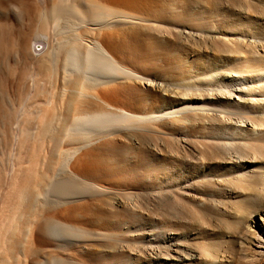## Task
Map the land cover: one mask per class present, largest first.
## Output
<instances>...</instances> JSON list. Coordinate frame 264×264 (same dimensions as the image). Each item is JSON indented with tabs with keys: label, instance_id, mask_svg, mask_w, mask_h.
Returning a JSON list of instances; mask_svg holds the SVG:
<instances>
[{
	"label": "bare ground",
	"instance_id": "1",
	"mask_svg": "<svg viewBox=\"0 0 264 264\" xmlns=\"http://www.w3.org/2000/svg\"><path fill=\"white\" fill-rule=\"evenodd\" d=\"M177 1L179 4L182 0ZM206 1L210 5L206 12L203 10V12H189L187 5L182 8L179 5L172 6L168 4L166 7L161 0H0V73L1 71L6 74L10 73L7 71L11 66L9 65L10 61L12 63L22 62L27 65L26 71H22V69L19 71L21 73L20 76H17V89L14 86L15 84L13 85L18 94L27 95L25 103L23 102L24 105H21V111L18 110L20 116L25 115L22 118L21 133L28 135L27 138L31 139L30 143L33 147L35 146V149L39 146L41 151L46 152L42 154L43 156L38 153L40 154L39 157H32L31 163L26 167H17L16 165L18 168H16V173L13 171L14 174L11 173L6 179V181H9L8 198L6 197L7 201H5L8 205H4L5 202L3 201L5 208L2 209L0 223H5V220L8 219L10 226H7V224L2 226H5L4 228L11 227V230L7 229L10 233L6 230L9 233L6 235L8 244L5 250L0 251V264H14V260L18 261L15 257L18 250L17 245L25 251V258L31 252H34L32 255L36 254L35 250L38 246L35 247L34 251L30 247L31 243L35 241L34 238L40 244V241H47V237L60 241L64 233H67V235L74 234L76 231L75 224H73L75 225L73 229L72 226L67 225L68 220H65L67 222L64 225L63 221L60 222L55 219L57 214L54 213V216L50 213V216L48 212L55 210L54 208H57L55 206L60 205L61 202L65 203V200L70 198H79L88 193L92 195V192H94L93 183L89 182L99 179L94 177L93 171L101 165L100 168H103L105 161H107V169L111 178L107 176V180L105 181V178L103 180L107 182L109 179L108 182L113 183L114 177L112 174H116V172L120 174L118 170H121L120 166L115 165L113 162L116 159L112 161V158L116 157V155L113 157V154H121V158L123 157L124 160L130 161L132 164L140 163L139 167L144 170L151 168L149 165L155 162L156 157V164L153 165L154 171H157L159 176L153 179L155 184L163 180L161 176L172 174L174 171L172 168L167 169L165 167L164 160L176 161L177 164L180 162L179 165H182L183 158L180 155L182 149L178 139H165L163 137L161 140L160 137L150 135V133L155 131L171 135L181 133L184 137H187L193 134L194 127L206 128L204 127L206 125L208 126L207 130L209 129L208 133L206 132L209 137L208 140L212 139L213 142L211 140L210 143H203V145H206L199 150V153L209 163L222 156L225 158L227 155L230 161L232 157L241 160L243 157H249L247 156L250 153L248 151L252 152L253 157L260 156L264 158V135L262 132L258 135L249 134V139L247 132L244 134H241V132L237 134L236 132V135H233V129L230 126L227 128L226 123L223 121L224 124H222L218 118L219 116L216 117L217 115L214 114L219 110L225 115L236 114L235 116L239 117L248 113V105L241 102L234 104L227 102L221 99V95H214L215 93L213 99L212 93H209L212 95L209 97L204 93L198 95L197 93L189 94L186 91L178 93L175 90H170V87L173 86L171 84L174 83L176 87L201 88L200 90H203L214 87L215 83H222L221 86L226 87L229 84L232 85L233 81H237L236 78L224 79L225 76L223 75L219 77L216 75L217 72L213 74L215 71L219 72L220 70L241 73V78L245 76L242 74L243 71L246 75L263 72V75L259 76L256 81L263 80L264 82V0ZM227 7L230 8L231 13L227 12ZM166 9L170 11V16L174 20L166 16ZM226 9L227 11H225ZM215 15L223 16V19H218L216 26L212 24V21H209V23L201 21L205 16L213 17ZM128 17L138 20L139 23L130 25L127 20L119 21L120 18L125 19ZM182 19L185 21L181 22ZM35 22L38 23L37 36H42V29H48V26L52 24L57 25L59 29L58 43L60 44H58L59 48L58 50L55 49L54 54L50 51L46 52L43 57L37 59L36 65L31 69L28 65L32 61L27 60V54L23 51L25 45H22L27 33L23 28L17 26H22L25 23L26 31L32 33ZM144 22L156 24V27L147 25ZM82 24H92L96 28L93 30L82 28ZM179 26L182 28L178 29ZM166 27L169 29H164ZM173 28L177 30H173ZM221 29L224 31H221ZM160 30L168 33V36L163 37ZM193 32H200L201 34L196 36ZM226 33L236 34L240 38L249 35L252 41L245 43L240 41L239 38L234 42L231 40L233 44H230L231 42L229 43L228 40H225L227 41L225 42L215 36L220 34L225 37ZM158 34H161V36ZM13 37L17 39L18 48L20 47L21 50L17 53L15 51L17 49H11L16 54L8 50L6 46L8 41L14 40ZM244 46H247V48L245 49ZM165 49L167 52H165ZM240 52H243L246 56L245 63H233L235 55ZM156 64L160 68L164 66L165 70L163 71H165V74L159 72V68L155 66ZM241 68L245 69L242 71ZM9 71H11L10 68ZM149 76H152V82L147 80ZM1 77L5 79L7 75ZM1 77L0 84L2 82ZM195 77L196 79H192ZM198 77L201 79H197ZM13 78L16 82V77ZM30 81L31 83L28 85ZM256 81L252 82L256 83ZM11 82L8 83L11 84ZM4 85L7 84L4 83ZM167 85L171 86L168 87ZM256 89L261 93L264 92L263 87ZM176 94L187 96L184 97L186 100H179ZM222 95L225 96V93L222 92ZM187 98L190 100L187 101ZM14 101L16 102L15 99ZM17 101L20 102L19 99ZM15 102H13L14 108L16 106ZM260 106V116L253 118L256 126H264V104ZM25 108L28 110L27 113L22 112ZM2 110L4 112L2 117L6 118L5 120L13 118L9 117L8 114L10 113L6 109ZM215 110L216 112H214ZM212 111L213 113L210 114ZM208 112L210 113L208 114ZM15 113L13 112V115ZM193 116H197L198 119L205 118L208 122L205 123L200 120L201 122H196V126L187 123L186 121L192 119ZM18 119V115L15 114L13 123L9 120V126L2 123L0 132L8 128L11 130L15 120ZM198 119L197 121H199ZM101 138H105L103 140L107 138L108 140L102 142L99 140ZM136 139L139 140V145L135 144ZM235 139L240 141L236 143ZM96 140L102 143L101 147L104 145L107 151H112L108 152L107 158L103 157L102 159V156L98 155V144L100 143L94 145ZM45 148H48V150L45 151ZM35 151L37 150H34V153ZM129 151L130 153H128ZM72 154L76 155L69 162ZM139 154H142L140 155L142 157H139ZM42 158H47V161L44 162ZM243 161H239L238 165L243 166ZM66 164L69 172L65 169ZM170 164L174 165L173 163ZM104 165L106 166V162ZM126 167L128 168V166ZM5 168L6 166H4ZM191 170L196 171L192 168ZM121 171H124V169L122 168ZM126 173L129 174V171H126ZM77 174L78 176L82 174V180L76 178ZM225 174L219 173V169L215 167L201 174L199 181L191 183L187 187L184 186L180 189V192L177 191L179 189L175 190L171 187L165 189V192L161 189L156 191L158 194L152 192L159 198L157 199L158 204L156 203L159 206L158 209L154 207L155 211L156 209L159 211L157 213L147 210L141 215L138 213V208L136 209L137 211L134 214H139L144 224L149 223V221L154 224V232L151 233L150 231V239L158 240L159 243L171 242L173 239L172 244L174 247H171L173 253L169 252L170 246H168V249H166L167 247L164 248L168 252L165 251L166 253L162 254L160 253L163 248L161 249L160 246L152 249L150 247L149 251H155V258L156 261L158 259V263L162 256L176 260V264H185L184 261L187 259H190L187 264L197 263L196 257L188 251L185 242L181 240L183 239V233L190 229L193 232L196 231L197 227L195 225L200 223V219H204L208 223L211 219L214 220L211 222L215 228L218 227L219 230H224L234 237L242 233L246 223L247 228H253V225L257 223L255 213L264 206V167L256 168L247 174H238L233 179L226 178ZM83 175H89L88 178L92 177L93 179L88 182L83 179ZM145 177H148V175ZM187 177L193 178L191 173H188ZM137 178L139 179L137 183L145 184L142 176ZM234 179L241 184L248 196L242 200L230 202L226 198L233 197L235 189L231 185ZM115 181L119 182L118 184L123 182V180ZM153 181L151 182L150 178L149 183H146V185L152 186ZM236 181L234 184H238ZM168 186L172 185L169 184ZM126 193L123 195L128 196ZM90 195L88 194L89 197ZM96 195L98 196V192ZM150 195L153 196L151 192ZM150 199L148 200L150 201ZM152 199L154 198L152 197ZM143 200L145 202V199ZM188 200H191L194 205L192 204L191 207L185 206L183 203H187ZM93 202H97V200ZM102 202L99 199V203L102 204ZM134 202L136 205V201ZM84 206L86 207L88 204H84L83 209H85ZM80 207L83 210L82 206ZM147 207L149 208V206ZM154 208L152 207V209ZM118 212L120 213V211ZM58 215H60V212ZM226 216H229V218H224L223 221V217ZM226 219L228 221H225ZM135 220L137 221V219ZM205 221L204 223H206ZM64 230L65 232H63ZM6 231L4 230V235ZM61 231L63 232L62 235ZM18 232L21 233V238L18 237L17 239ZM165 232L170 235H164ZM203 233H205V230ZM200 237H197V239ZM66 238L68 237L66 236ZM206 239L205 242L199 245L204 254L207 255L210 250L211 253H217V256H221L222 253L220 254V252L225 251L226 248L232 254L233 250L228 245L234 241H226V248L222 249L218 239L216 241L212 238ZM200 241L198 239V242ZM220 241L222 242V240ZM39 252L37 251L38 254ZM227 254L229 255V253ZM52 258V260H49L52 264H64V260H59L58 257L56 259ZM204 263L207 262L204 261ZM65 264L71 263L65 261ZM208 264H213V262L209 261Z\"/></svg>",
	"mask_w": 264,
	"mask_h": 264
},
{
	"label": "rangeland",
	"instance_id": "2",
	"mask_svg": "<svg viewBox=\"0 0 264 264\" xmlns=\"http://www.w3.org/2000/svg\"><path fill=\"white\" fill-rule=\"evenodd\" d=\"M161 1H162V4H164L166 7L168 4H170L172 6L179 5L182 8L184 7V5H187L189 12H196V11H201V12L205 11L206 12L207 9H209V7H210V5L208 4V2L206 0H182L179 4H178L177 0H161ZM227 9H228V7H227ZM227 9L225 11H227ZM229 9L227 12L231 13V11H229ZM166 11H167L166 16L168 18L174 20V18H172L170 16L171 15L170 11H168V9H166ZM221 11L223 12L222 9H221ZM204 15H208V14H204ZM128 18H125V19L120 18L119 21L127 20V22L130 25L139 23L138 20L132 19L130 17H128ZM218 19H223V16L222 15H215L213 17L205 16V17H203V19L201 21L207 22V23H209V21H212V24H214V26H216V23H218ZM191 20H193V19H191ZM184 21H185L184 19L181 20V22H184ZM144 23L147 25H152V26L156 27V24H153V23L150 24L151 22L150 23L144 22ZM17 25H20V24H17ZM37 25H38V23L35 22L33 25L34 30H32V33H31V31H29L30 34H29L28 30L26 31L27 28H26L25 23L22 24V26H25V27L17 26V27H21V29L23 28V30L27 33V36H29V37H27V36L25 37V39L26 38L27 39L23 40L24 44L22 42V45H25V48L23 47L25 50H23V51L25 52V54H27V57H28L27 60L29 61V59H30V61H32L28 65V67L30 66L29 68H31V69L36 65L37 59L41 58V56L43 57V55H45L46 52H48V51H50V53L52 52V54H54L55 51L58 50V48H59L58 44H60V43H58L59 42L58 41L59 40V29H58L57 25L52 24V25L48 26V29L47 28L42 29V31H41L43 33L42 36L41 35L37 36L38 35L37 31H36L38 29ZM81 27L82 28L85 27L87 29L91 28V30L96 28L92 24H82ZM181 28L182 27L179 26L178 29H181ZM164 29H169V28L166 27ZM173 30H177V29L173 28ZM186 30L188 31V29H186ZM222 30L223 29H221V31ZM155 32L160 33L159 31H155ZM227 32H230V31H227ZM197 33H198V35H197ZM161 34L163 37L168 36L167 35L168 33H166L165 31H161ZM161 34H158V35L161 36ZM193 34H195L196 36H199L201 33L200 32H196V33L193 32ZM218 35H215L216 38L217 37L221 38L224 41L228 40L229 43L231 42L230 44H233L232 41L234 42V40H237L240 38V36H238L236 34H229V33H226L225 37H224V35H220V34H218ZM250 38L251 37L249 35H245L244 37L240 38L239 40L246 43V42L252 41ZM13 39L15 41L11 40V41H8V43H6L7 49L10 50L12 53L15 51L18 53L21 51L19 49L20 47L18 48L17 39L14 37H13ZM25 41H26V43H25ZM225 42H227V41H225ZM11 43L13 45H9ZM229 43H227V44H229ZM254 43H256V42H254ZM26 46H28V47H26ZM244 47H245V49L247 48V46H244ZM11 49H13V50L17 49V50L13 51ZM16 52H15V54H16ZM165 52H167V50ZM161 55H162V53H161ZM156 56H158V55H156ZM159 56H160V54H159ZM233 60H234L233 63L244 64L245 63L244 61L246 60V56L243 54V52H240L237 55H235V58ZM9 65H11V66H9V68L12 72L9 71V68H8L7 71L10 73L6 74L5 72H2V71H1V73H3V74L0 73L1 76H3V77H5L7 75V78H5V79L0 76L1 81H2L0 84V125H2V123H6V125L9 126L8 122H9V120H11L13 123V118H14L15 114L18 115L19 119L15 120L13 128L11 127V130H9V128L7 127L8 128V129L6 128L7 130H2V132H0V167H1V169H0V173H1L0 174V194L2 195V196L0 195V198H1V200H0V215H1L2 209L4 210V208H5L4 205H8V203L6 204L5 201H7V198H8V196H7L8 192L7 191L9 189V183H8L9 181L8 180L6 181V179H8V177L11 173L14 174V172L18 169L17 167H19V166L20 167H26L27 165H29V163H31L32 157H35V158L39 157L40 154H38V153H41V155L43 153H46L44 151H41L39 146L37 147V149H35V146L33 147L32 143H30L31 139H29V137L27 138L28 135L21 133L22 118L25 117V115L23 114L22 116H20L19 111H21L20 110V108L22 107L21 105H24L25 100L27 99V95L26 94H18L17 90H16L17 89L16 84L18 83L17 82V76H20V73H21L19 71H21V69H22V71L23 70L26 71L27 65H25L22 62L12 63V61H10ZM155 66L158 67L157 64ZM159 66H161V65H159ZM158 68H159V72L161 74L162 73L165 74V71H163V70H165L164 66L161 68L160 67H158ZM241 69L243 71L245 68H241ZM128 72H130V71H128ZM223 72H225V73H223ZM4 73H5V75H4ZM215 73L219 77H220V75L225 76L224 79L229 80L230 78H234V79L236 78L237 81L236 82L233 81L232 85L227 83L229 85L226 87L221 86L222 83H217V84L215 83L214 87L213 86L210 87L211 90L209 88L203 89V90H200L201 88H196L198 91L195 88H189L188 89V88L181 87V86H180L181 88L176 87V84L174 83V84H171L173 86L169 85V86H171L170 90H173V91L175 90L178 93L181 91H182L181 93L186 91V93H189V94H192V93L196 94L197 93L198 95L200 93H204L206 95H209V97H211L215 93L214 95H216V94L221 95V99L226 100L227 102L229 101L230 103H233V104L237 103V102H239V103L241 102L243 104H246V105H248L247 106L248 113L243 114L242 116L240 115L241 117L235 116L236 114H231V115L226 114L227 115L226 116L225 114L221 113L219 110L217 112L215 110L214 112H216V113H214V114H215V116L217 115L216 117L219 116L218 118L220 119V122H222V124H224V122L226 123L225 125H227V128H229V126H230V128L233 129L232 130L233 135H236V132H237V134H239L240 132H241V134H244L247 132L248 133V135H247L248 139H249V134L250 135L251 134L252 135L253 134L258 135L259 133L262 132V134L264 135V128H262L264 126L263 125L262 126H256L255 122H253L254 121L253 118H258L260 116V112H261L260 111L261 110L260 105L264 104V92L261 93V91L256 89L258 87L264 88L263 80H260V82L256 81L259 76L263 75V72L259 73V74H255V75H246L245 71H243L242 74L245 76L242 78L240 77L241 73L239 74V73H236L233 71L220 70L219 72L215 71L213 74H215ZM227 73H229V74H227ZM9 74H11V75H9ZM137 76H139V75H137ZM251 76L253 77V79ZM11 77L12 78L16 77L15 78L16 82H15L14 78H13V80H14L13 81ZM207 78H209V77H207ZM192 79H196V77L192 78ZM197 79H201V78L198 77ZM9 80L12 81L13 84H12V82H11V84L8 83V82H10ZM147 80L149 82H152V80H153L152 76H149ZM252 81H256V83H254ZM4 83H6L7 85H4ZM30 83H31V81L28 82V85H30ZM13 85L16 87V89ZM185 89H187L188 91ZM249 89H250V91H249ZM231 90H232V92H231ZM222 92L225 93V96L222 95ZM209 93L210 94L212 93V95H210ZM214 95L212 96V98L215 97ZM18 96H19V98H18ZM176 97H178L179 100H186L185 98L187 96L185 97L182 94H176ZM14 99L16 100V102L14 101ZM18 99L20 100V102L17 101ZM188 100H190V99L187 98V101ZM13 102H15V105L17 106V107L15 106L16 109L14 108ZM12 103H13V105H12ZM17 103H19V104L17 105ZM18 106H20L19 109H18ZM9 107H10V109H9ZM2 109H6V111H8V113H10V114L7 113L8 115H10L9 117H13V118H11V119L7 118V120H5L6 118L4 119L2 117L3 113H4ZM7 109H9L10 112ZM12 110H15V111H12ZM13 112L14 113L16 112V113L13 115ZM22 112L27 113L28 112L27 108L23 109ZM209 113L210 112H208V114ZM212 113H213V111L210 114H212ZM229 115L231 118L229 117ZM196 117L193 116L192 119L187 120L186 122L191 124V125H195V126L197 125L198 122H201V121L205 122V123L208 122L207 119L205 120V118H202L203 119L202 120V119H198V117H197V119L199 121H197ZM204 127H206V128H202V127H198V126L194 127L195 129L192 130L193 132L191 131L193 134L189 135L187 137H184L183 134H181V133H176L173 135L162 134L161 132H158V131L150 133V135L152 134L154 136H157L158 138L160 137L159 139H161V140L163 137H165V139H167V138L178 139V141H179L178 143L182 149L180 152V155L183 158V160L181 162L182 165H179L180 162H178L179 164H177L176 161L170 162L168 160H164V163L166 164L165 167L167 169L172 168V170L174 172L172 174L161 176V178H163V180L161 182H159L158 184H155L153 181V179L155 177L159 176L158 172L154 171L155 170L154 165L156 164V160H155L156 157L154 159L155 162H153L154 165L150 164L149 167H151V168H149V169L147 168L144 170L141 167H139L140 163L132 164V162H130L126 159L124 160L123 157L121 158V156H122L121 154H120L121 156L119 154L118 155L113 154L112 155L113 157H115V155H116V157L118 156V158H116V157L112 158V161L114 159H116L115 161H113L115 163V165L120 166L121 170H122V168L124 169V171L118 170L120 172V174L117 172H116V174H112L114 177L113 183H109L108 182L109 179L107 182H105L107 180L106 179L107 176H109V173H110L109 170L107 169V161H105L106 166L104 165L105 164V162H104L103 168H100V167H102V165L100 167H98V169L100 168V171L102 170L101 171L102 173L97 169V167L95 170H96V172L97 171H99V172L96 173L95 170L93 171L94 175H95L94 177L99 178V179H96V181L91 180V179H93L92 177L88 178V176L90 174L88 176L83 175L84 180H87L88 182L91 180L89 183H91V182L93 183L92 187H93L94 192H92L93 194L91 193L92 195H90V193H88L91 198L88 196V194H85V196L82 195L79 198H75V197L72 199L70 198L68 200H65L66 202L63 201L65 203L61 202V204L58 205L60 207L55 206V207H57V208H54L55 210H51V212H48L49 214L47 213L48 215H50V213H51V215L52 214L54 215V213H55V215L57 214V218H55V219L60 221V222L63 221L64 225L67 222L65 220H68L67 225L72 226V228L76 225L74 227L76 231L74 234L72 233L74 236L71 233H70L71 235L69 233H68L69 235H67V233L66 234L64 233L68 238H66V236L64 234L63 235L65 236V238H63L64 236L62 235V233L65 232V230H66L65 229L63 232L61 231L62 240L64 239L63 241L62 240L59 241V240L47 237V241L46 240H45V242L40 241V244H39L38 243L39 241L34 238L35 241H33V243H31V245H30L31 250L34 251V249H36L35 248L36 246H38L37 249H39V250H37V249L35 250L37 255L36 254L32 255V253H34V252H31L27 258L24 257L25 251L22 248H20V246L18 247V245H17L18 250L16 251L15 257H17L18 261L14 260L13 263L14 264H44V263L50 264L51 261H49V260L52 257H54L55 259L58 257L57 259H59V260L61 259L62 261L64 260V264H65V261L66 262L69 261L71 264H77V263L78 264H176L177 263L176 260H174L172 258H170V259L165 258V256H162V255H161L162 258H161L160 262L158 263V259L156 261V258H155L156 255L154 254L155 251H149L150 247L152 249V248H156L157 246H160L161 249L163 248L161 250V253H160V254H162V253L168 252V251H166V249H168V246H170L169 252L173 253V251L171 249V247L172 248L174 247V245L172 244L173 239L171 242L166 241L164 243L163 242L159 243L158 240L155 241V239H153V238H152L153 240L150 239V237H151L150 231H151V233L154 232V224H153V222H150V221H149V223L144 224L143 220L141 219L140 215L138 214V213H140L141 215H143V212H145L147 210H150L153 213L159 212L157 210L159 207L157 205L158 204L157 199H159V198L155 196L156 193L158 194V192H156V191H159L161 189L163 192H165L166 191L165 189H167V188L169 189L171 187V189L172 188H174L175 190L179 189L177 191L180 192L181 191L180 189H182L184 186L187 187V186L191 185V183H195V182L199 181V179L201 178L200 177L201 174H204L207 171L214 169L215 167H217L219 169V173H226L225 176H226V178H229V179H233V177H236V175H238V174H247V173H249V171H252L256 168H260L262 166L264 167V158L260 157V156L253 157L251 154L252 152L248 151V150H247L248 153L249 152L250 153L247 156H249V157H247V158L243 157L241 159L242 161L244 160L242 162L243 166L238 165V162L241 161V160H239L240 158L235 159V157H232V158H230L231 159V161H230L228 159V155L225 158L222 156L218 159H215V161H213L211 163H209V161L204 160L203 159L204 157L199 153V150L206 145V144L203 145V143H207V142L210 143V141L212 140V139L208 140L209 139V137L207 135V133L209 131V129L207 130L208 126L205 125ZM2 128H5V127H2ZM204 129H205V131H204ZM199 130H200V132H199ZM3 131H4V133H3ZM226 131H227V129H226ZM135 132H137V131L135 130ZM142 132H146V131H142ZM103 139H105V138H101L99 140L102 142L108 140L107 138H106V140H103ZM99 140H96L94 142L95 143L94 145H97L98 143H100V144H98L99 145V148H98L99 152L97 151L98 155H101L102 159H103V157L107 158V156L109 155L108 152L110 153L112 151H109V150L107 151V149L104 145L101 147L102 143ZM234 141H236V143H237V141H240V140L235 139ZM159 142H160V140L158 141V143ZM212 142H213V140H212ZM214 143H215V141H214ZM135 144L139 145V140L136 139ZM163 145H165V144H163ZM32 150H33V152H31ZM34 150H37V151H35V153H34ZM47 150H48V148H45V151H47ZM104 150H106L107 152ZM122 151L124 152V150H122ZM183 151H184V153H183ZM128 153H130V151ZM182 153H183V155H182ZM29 155H30V157H29ZM75 155L76 154L71 155V157L69 158V162L72 161V159H73L72 157H74ZM140 155H142V154H139L138 156L142 157ZM119 158H121V159H119ZM222 158H224V159H222ZM42 159H44V158H42ZM46 159L47 158L44 159V162L47 161ZM37 160H40V159H37ZM52 162H54V161L52 160ZM170 163H173L174 165H172ZM16 165H17V167H16ZM68 165H69V163H68ZM68 165L66 164L65 169L69 172V169L67 168ZM170 165H172V166H170ZM4 166H6L5 169H4ZM126 166H128V168ZM191 168L195 169L196 171L191 170ZM126 171L127 172L129 171V174L126 173ZM188 173H191V177H193V178H188L187 177ZM105 174H106V176H105ZM147 175H148V177H145ZM77 176H78V174H77ZM77 176H76L77 179L80 178L79 180H82V178H81L82 174H79L78 177ZM138 176H142V178L145 182V184L143 183L144 185L137 183L139 181V179L137 178ZM109 178H111V175L109 176ZM150 178H151V182L153 181V183H154V184H152V186L146 185V183L147 184L149 183ZM115 180H123V182H120V184H118L119 182L117 183ZM235 181L236 180L234 179V182ZM12 182L13 181L11 179V183ZM234 182H232L233 186L231 185V187H233L235 189V192L233 193V197L231 196L229 198H226L230 202H232V201L236 202V201L242 200L243 198L248 196L247 193L245 192V190H243V187L241 186V184H239L237 181H236V183H238V184H234ZM169 184H171L172 186H168ZM236 185H238V186H236ZM97 192H98V196L96 195ZM150 192H151V194H153V196L150 195ZM152 192H154L155 194ZM94 193H96L95 194L96 196L94 195ZM125 193L128 194V196L123 195ZM143 197H145V198H143ZM152 197L154 199H156L157 201L156 200L153 201L154 199H152ZM149 198H151L150 199L151 202L148 200ZM92 199H94L95 201L97 200V202H93L94 200H92ZM99 199H100V202L103 201L102 204L99 203ZM106 199H107V201H106ZM143 199H145V202H143L144 201ZM3 201L5 202V204ZM134 201H136V203H137L136 205L134 204L135 203ZM146 201H148L147 202L148 205L145 204ZM114 202L117 204H115ZM186 202L187 203H183V204H185V206H187V207H191V205L193 204V202H191V200H188ZM81 203L83 205L88 204V206H86V207L84 206L85 209H83V205ZM90 203H92V204H90ZM139 203L143 205V208H142V205H140ZM98 204H100L101 206ZM76 205L82 206L83 210H81L80 206L77 207ZM133 206H134V208H132ZM147 206H149L150 209ZM152 207L157 208L156 211H155V208L152 209ZM137 208H138L139 212L137 213L138 215H135L134 212L137 211L136 210ZM139 208H140V210H139ZM76 209H78V210H76ZM79 209H80V211H79ZM55 211H58V212L56 213ZM75 211H79V212L76 213ZM84 211H86V212H84ZM118 211H120V213ZM130 211H133V212H130ZM59 212H60V215H58ZM6 213H8V212H6ZM116 213L117 214L119 213V214L117 215ZM123 213H124V215H122ZM54 216H53V218H54ZM58 216H59V218H61V220H59ZM2 217H3V215H2ZM134 217H136L135 219H137V221L134 219ZM138 217H140V218H138ZM255 217H256L257 223H255L253 225V228L252 227L247 228V226H246L247 223H246L244 226L245 230L243 229L242 233L239 234L237 237H234L233 235H229L228 232H226L224 230L223 231L219 230L218 227L215 228V226L211 222V221H214L212 219L209 221V223L206 222L204 219H200L201 221L199 220L200 223H198V225L199 224H202V225H199V226L195 225L197 227L195 232H193L192 229H190L186 233H183L182 234L183 239L181 241L185 242L186 248L194 257H196L195 259L197 260L196 262L198 264H208L209 261L210 262L212 261L213 264H227V263L228 264H251V263L252 264H264V206L262 207V209L258 210L255 213ZM68 218L71 220H69ZM224 218L228 219L229 216L223 217V221H224ZM227 219L225 221H228ZM132 220H133V222H132ZM202 220H203V222H202ZM204 221L206 223H204ZM72 222H74V223H72ZM5 224H7V226H10V221L7 219V220H5V223L4 222L0 223V228H1L0 229L1 230V232H0L1 244L0 245H2V246H0V251L5 250V248L8 244L6 241V239H7L6 235L9 234L10 233L9 230H11V227L4 228L5 226L4 227L2 226ZM73 224H75V225H73ZM150 224H151V226H150ZM28 225H29V223H28ZM7 229H9V230H7ZM4 230L5 231L7 230L9 233L6 231L5 232L6 234L4 235ZM204 230H205V233H203ZM57 231L60 232L59 230H57ZM66 232H68V230H66ZM73 232H74V230H73ZM85 232H86V234H85ZM18 233H17L18 235L15 234V235H17L16 236L17 239H18V237L21 238V233L20 232H18ZM206 233H207V235H206ZM167 234H168V232L164 233V235H167ZM168 235H170V234H168ZM203 235H204V237H203ZM200 236H202L203 238ZM197 237H200V238H198L199 240H201L200 242H198ZM206 238H208V239L212 238V239H214V241H216L218 239L219 243L221 244L220 246L222 249L226 248V246H225V245H227L226 241H234V242H232V244H234V245H232V244L228 245V247L233 250V252H232L233 255L230 254L231 252H229L227 248L225 249V251L220 252V254L222 253L221 256H217L218 255L217 253H211L210 250L208 251L209 256H208V254L207 255L204 254V252H202L203 250L201 249V247H199V245H201V243L205 242L207 240ZM219 239L222 240V242ZM179 241H180V239H179ZM3 246H5V247H3ZM144 247H146V249H144ZM164 248H166V249H164ZM40 250H42V251H40ZM37 251L38 252L40 251L39 254L37 253ZM235 251H237V252H235ZM49 253H51L53 256L50 255ZM227 253H229V255ZM50 256H52V257L50 258ZM218 257L220 259L219 261H218ZM211 258H213V259H211ZM189 261H190V259H187L186 261H184V263L187 264V262H189ZM204 261H206L207 263H204Z\"/></svg>",
	"mask_w": 264,
	"mask_h": 264
}]
</instances>
